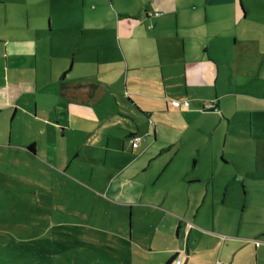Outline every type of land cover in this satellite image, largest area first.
<instances>
[{"label":"crops","instance_id":"0c3cea01","mask_svg":"<svg viewBox=\"0 0 264 264\" xmlns=\"http://www.w3.org/2000/svg\"><path fill=\"white\" fill-rule=\"evenodd\" d=\"M111 2L118 11L107 27L99 26L105 16L83 15L87 0H0V130L8 132L7 146L63 171L69 184L75 177L86 187L97 185L89 189L92 204L116 209L120 222L75 224L94 242L103 232L116 236L109 247L134 238L158 264L175 254L184 255L183 264H249L253 257L264 264V212L247 214L253 202L224 217L216 211L221 203L212 178L187 168L167 175L172 158L154 180L143 175L145 167H135L155 146L147 138L151 132L159 138L163 119L203 116L241 95L244 77L256 79L264 65L258 54L264 50V0ZM153 13L159 16L147 15ZM253 51L256 71L246 57ZM172 101L190 106L175 108ZM208 104L214 106L205 109ZM135 137L142 141L132 148ZM92 206L74 214L86 220ZM217 221H227L230 232ZM243 223L256 232L241 236Z\"/></svg>","mask_w":264,"mask_h":264},{"label":"rangeland","instance_id":"374dc122","mask_svg":"<svg viewBox=\"0 0 264 264\" xmlns=\"http://www.w3.org/2000/svg\"><path fill=\"white\" fill-rule=\"evenodd\" d=\"M116 4L111 0H87L83 15L105 16L99 26L111 27L112 17L118 11ZM263 52V49L258 51L259 61H264V57H260ZM246 57L247 63L251 64L250 70L256 71L252 64L259 61H253L254 51ZM238 87L241 95L225 99L221 108L216 106L203 116L163 119L159 138L153 140V132L147 138L156 143L155 146L135 165L138 169L145 167L143 175L152 180L162 165L172 158L167 175L171 170L187 168L195 176L212 178L209 185L214 189L215 199L221 203L216 211L220 210L224 217L232 216L235 207L241 212L239 205L246 201L253 202L255 208H248L246 213L250 216L264 212L261 210L264 207V179L250 183L253 177H264V65L256 79L244 77ZM127 101L133 106L130 98ZM194 106L192 109L200 110ZM134 109L147 120L146 114ZM2 143L5 146L0 147V264H158L160 259L146 256L138 240H129L127 233L126 243L109 247L107 241L116 239L112 233L103 232L94 242L89 233L78 232L75 224L85 225L92 219L104 225L120 222L116 209H103L104 204H92L95 199L89 189H99L96 184L86 187L85 183H76L75 177V182L69 184L62 176L66 175L63 171L53 172L28 152L9 148L6 129L0 130ZM170 144L172 146L163 156L148 161L156 150L164 151ZM126 153L132 158L133 154L127 149ZM112 155L113 152L108 153L109 157ZM239 174L251 179H243ZM235 176L244 182H237ZM91 206L93 214L83 215L86 220L74 214L80 207L90 212ZM138 223L135 220V227ZM219 226L221 231L230 232L227 221ZM255 232L245 223L240 230L241 236ZM216 264L222 262L217 260ZM249 264H255V257Z\"/></svg>","mask_w":264,"mask_h":264},{"label":"built area","instance_id":"2783aa9c","mask_svg":"<svg viewBox=\"0 0 264 264\" xmlns=\"http://www.w3.org/2000/svg\"><path fill=\"white\" fill-rule=\"evenodd\" d=\"M172 106L175 107V108H180V107H186L188 108L189 107V102L188 101H183V102H179V101H172L171 102ZM214 105L213 104H208L205 106V109L206 108H212ZM141 140V138L139 137H135V138H132L130 140V143H131V146L132 148H135L137 147L138 145V142ZM183 256L182 254H177V257H175L174 259H172V261L170 262V264H183Z\"/></svg>","mask_w":264,"mask_h":264},{"label":"trees","instance_id":"16d2710c","mask_svg":"<svg viewBox=\"0 0 264 264\" xmlns=\"http://www.w3.org/2000/svg\"><path fill=\"white\" fill-rule=\"evenodd\" d=\"M148 16H154L157 17L159 16V13H153V14H147ZM153 26L152 25H148V28L151 29ZM190 106V105H189ZM175 257H177V254H175L166 264H170V262L172 261V259H174Z\"/></svg>","mask_w":264,"mask_h":264}]
</instances>
